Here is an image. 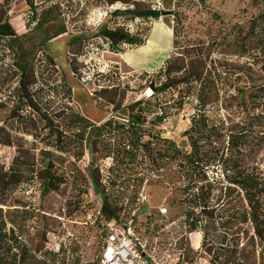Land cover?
<instances>
[{
    "label": "rangeland",
    "instance_id": "374dc122",
    "mask_svg": "<svg viewBox=\"0 0 264 264\" xmlns=\"http://www.w3.org/2000/svg\"><path fill=\"white\" fill-rule=\"evenodd\" d=\"M53 2L52 14L42 24L31 26L25 18L29 10L26 0H0V8L6 10L9 18L19 24L27 23L26 28L16 25L17 35L25 36L23 45L27 53L19 63L24 65L28 56L32 60L37 79L32 88L33 99L39 108L24 107L23 119L11 116L12 107L17 103L15 91L20 65H11L15 47L0 40V103L3 104L0 125L10 131L16 144L0 143V162L8 170L20 149V161L35 163L37 171L45 167L42 151L50 150L55 169L63 178L56 191L44 193L35 175L6 193L3 207L6 231L15 229L20 234V246H5L0 257H5L7 264H99L111 227L128 232L131 226L134 237L147 243L148 262L141 264H176L179 254L182 264H222L228 248L222 242L224 235H229L231 240L238 239V255L243 264H259L260 247L252 239L250 225L231 236L236 228L191 231L184 224L185 207L173 202L179 182L160 185L145 181L139 192L144 191L147 200L135 205V210L130 211L128 207L120 222H106L100 214L101 197L92 186L89 166L99 167L105 180L113 177L108 171L113 159L104 157L102 151L108 147L107 143L112 146L115 138L105 136L97 148L99 152L95 153L88 141L91 130L83 143L72 135L79 131L73 120L76 114L101 123L109 117L124 119L129 106L138 99L151 100L152 107L157 109L158 103H173L179 98L173 90L151 97L162 80L158 73L165 58L172 50V57L182 61L189 55L194 59L209 55L208 69L213 71L210 77L216 82L218 99L211 98L205 107L206 115L210 124L224 128V136L214 140L212 146L227 148L232 134L240 158L248 166L264 172V0ZM134 7L161 9L164 13L159 19L128 14L119 16L115 23L110 22L111 26L120 25L131 33L147 36V43L133 50L129 49L132 46L124 45L128 53L120 56L96 34L115 9ZM173 35L177 41L174 49ZM48 53L54 59L52 65H49ZM195 85V94L183 99L182 107L171 108L166 120L156 126L161 135L181 147L189 146L183 133L192 124V117L202 115L196 95L199 83ZM104 88L109 91L101 94ZM62 106L69 107L58 116L64 117L59 120L69 138L59 149L53 146L49 125L52 119L58 118L56 115ZM201 143L205 148L210 146L205 141ZM24 154L27 160H23ZM212 169L213 175L220 174L218 168ZM27 174H30L29 167ZM242 204L239 200L238 205ZM160 206L168 207L166 216L159 213ZM24 249H27L26 255ZM131 262L134 263L130 258L125 263Z\"/></svg>",
    "mask_w": 264,
    "mask_h": 264
},
{
    "label": "trees",
    "instance_id": "16d2710c",
    "mask_svg": "<svg viewBox=\"0 0 264 264\" xmlns=\"http://www.w3.org/2000/svg\"><path fill=\"white\" fill-rule=\"evenodd\" d=\"M106 1L110 4L115 2L131 4V0ZM26 3L29 10L25 18L31 26L42 24L44 18L51 15L54 10L53 0L45 2L26 0ZM163 13V10L154 8L115 9L96 35L111 44L114 51L123 52L124 45L138 47L145 44L147 36L141 37L137 33H131L120 25L111 26L110 22L115 23L119 16L126 15L127 17L128 14L159 19ZM13 19L6 15V10L0 8V40H6L8 44L15 47L11 65L17 66L20 65L22 56L27 57V53L23 45L25 36L17 35L16 25L19 23ZM20 24L24 28L27 27L25 21ZM176 43L175 35H173V49ZM172 53L159 67L158 74L162 80L159 85H156V90L151 97L157 93L173 90L177 92L180 99H174L171 104L158 103L159 109L153 108L149 99H138L129 106L127 117L122 120L109 117L104 122L95 123L78 114L73 119L79 131L72 137L83 143L88 131L91 130L88 141L95 153L99 152L97 148L103 143L105 136L108 139L115 138V143L112 146L111 143H107L108 147H104L102 151L104 157L113 159V164L108 168L113 177L105 180L99 167L93 164L89 166L92 186L101 197L100 214L106 222L118 223L128 207L132 211L135 210V205L140 203L139 188L145 181L160 185L179 182L175 188L177 194L173 202L185 207L184 224L188 225L191 231L218 227H224L226 230L236 228L233 233H230L234 236L242 231V227L250 225L253 229L252 239L260 247L259 264H264V172L256 166H248L244 159L240 158L238 151L235 150L234 135H229L227 148L212 146L214 140L224 136L222 132L224 128L215 123L210 124L206 115L205 107L211 98L212 100L218 99L216 82L210 77L213 71L208 69L209 55L199 59H194L192 55H189V59L185 57L182 61L179 57H172ZM49 56V65H52L54 59L51 55ZM31 61L28 56V61L18 67L20 74H18L19 81L15 91L17 103L12 107L11 113V116L17 120L24 118L22 113L24 107L39 109L33 99L32 88L36 85L37 79H35V67L32 66ZM195 82L199 83V91L196 95L202 106V115L198 118L192 117V124L183 133L188 139L189 146L181 147L173 139L161 135L156 126L157 123L166 120L171 108L182 107L183 99L195 94ZM107 91H109L108 88H104L100 92L103 94ZM110 102L115 101L110 99ZM178 103L180 104L177 105ZM1 105L3 104L0 103ZM66 109L69 107L62 106L56 117L64 114ZM44 114L47 116V113ZM151 114L155 115L150 120ZM59 118L64 117L52 119L49 127L54 137L53 146L61 149L60 145L64 144L69 136ZM202 141L210 146L205 148ZM0 143L16 145L14 136L1 125ZM18 151L21 153L20 149ZM20 153L14 157L8 170H5L0 162V252L5 246L9 248L20 246L18 243L20 234L15 229L6 231V217L3 208L6 205V193L27 183L35 175L40 180L44 193L59 190L63 183L62 175L58 174L55 169L56 163L51 158L52 151H42L44 157L41 161L45 167L37 171L34 167L35 163L33 165L27 161H20ZM23 160H27L25 154ZM28 167L30 174L26 175ZM212 168H218L220 174L213 175ZM116 192H118L117 197L114 196ZM239 200L243 202L242 205H238ZM136 214L135 212L131 219L134 220ZM228 236L224 235L222 238V242L228 247L222 264H243L238 255V239L231 240ZM24 252L26 255L27 249L23 250V254ZM100 260L101 257L99 264ZM0 264H7L5 257H0Z\"/></svg>",
    "mask_w": 264,
    "mask_h": 264
},
{
    "label": "built area",
    "instance_id": "2783aa9c",
    "mask_svg": "<svg viewBox=\"0 0 264 264\" xmlns=\"http://www.w3.org/2000/svg\"><path fill=\"white\" fill-rule=\"evenodd\" d=\"M147 194L144 191L139 193V202L147 200ZM160 214L166 216L169 213L168 207L160 206ZM130 223L132 224L133 219ZM113 227V226H112ZM111 227V231L107 236L106 246L101 255L100 264H126L125 262L131 258V264H141L142 262H148L146 258L145 248L147 243L134 237L135 233L129 226L128 232L122 231L119 227L114 229ZM129 259H125L128 258ZM181 254L177 256V263L180 262Z\"/></svg>",
    "mask_w": 264,
    "mask_h": 264
},
{
    "label": "crops",
    "instance_id": "0c3cea01",
    "mask_svg": "<svg viewBox=\"0 0 264 264\" xmlns=\"http://www.w3.org/2000/svg\"><path fill=\"white\" fill-rule=\"evenodd\" d=\"M147 43V42H146ZM145 43V44H146ZM142 45H144V44H142ZM141 46V45H140ZM139 47V46H138ZM134 48H137V47H132V48H129V49H131V50H133ZM128 49H124V51L123 52H118L119 53V55L120 56H123V55H126L127 53H128V51H127ZM117 53V54H118Z\"/></svg>",
    "mask_w": 264,
    "mask_h": 264
},
{
    "label": "water",
    "instance_id": "95a60500",
    "mask_svg": "<svg viewBox=\"0 0 264 264\" xmlns=\"http://www.w3.org/2000/svg\"><path fill=\"white\" fill-rule=\"evenodd\" d=\"M153 87V86H152Z\"/></svg>",
    "mask_w": 264,
    "mask_h": 264
}]
</instances>
